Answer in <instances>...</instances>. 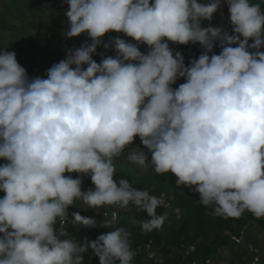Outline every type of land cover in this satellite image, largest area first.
Listing matches in <instances>:
<instances>
[{"label": "clouds", "instance_id": "obj_1", "mask_svg": "<svg viewBox=\"0 0 264 264\" xmlns=\"http://www.w3.org/2000/svg\"><path fill=\"white\" fill-rule=\"evenodd\" d=\"M66 2L63 35L86 34L91 43L67 50L46 78H29L14 52L0 51V159L7 162L0 165V264H83L89 248L99 264H132L125 228L78 243L66 225L97 226L79 213L69 221L68 208L80 202L132 204L149 218L138 222L142 231L163 226L160 198L113 179L114 159L134 137L147 153L129 148L128 161L173 174L213 215L264 218V0H224L232 34L201 27L221 0ZM109 32L136 43L110 40L103 47L116 56L98 64L92 56ZM168 42L199 44L203 52L185 67ZM81 176H90L94 190L82 189ZM247 243L244 232L242 250Z\"/></svg>", "mask_w": 264, "mask_h": 264}, {"label": "trees", "instance_id": "obj_2", "mask_svg": "<svg viewBox=\"0 0 264 264\" xmlns=\"http://www.w3.org/2000/svg\"><path fill=\"white\" fill-rule=\"evenodd\" d=\"M154 0H150V3ZM201 2L207 3L209 0H202ZM257 2V0H253ZM13 8L15 10L14 18L20 20L18 24L12 23L10 20L11 12L3 10L0 6V28L3 31L9 33V37H14V44L18 46L21 54L33 52V61L36 66L39 67V62L46 64L44 73L52 67L54 64L66 59L67 50L70 45L74 42L75 49L79 48L84 43H91V40L86 34H82L75 38H65L63 33L67 29V18L59 15L61 8H67L68 4L66 0H11ZM55 3L60 4L59 7H54ZM219 18L213 15V19L209 25H206L208 21H203L201 27H221L219 24ZM108 39H103L100 47L97 48L96 53L92 56L93 60L101 55L106 54L107 57L115 58L116 53L113 48L105 50L103 44L108 43L110 40L120 38L128 43H136L131 38L125 36L123 33L112 32ZM167 42V41H166ZM169 43L170 49L173 53L179 52L183 56L184 64L189 61L197 59L203 52V49L199 44L188 45H177ZM252 41H249L251 44ZM235 46V45H234ZM12 48V47H11ZM27 50V52H26ZM139 50L142 53H146L149 49L145 44H139ZM12 51V49H11ZM221 48L219 42L213 47V53L219 54ZM264 52V46L260 49ZM10 52V51H8ZM17 53V51H13ZM210 53L209 55H211ZM27 55V54H26ZM86 67V66H85ZM32 78V77H29ZM46 78V75L44 76ZM184 79L180 78L172 85L173 89L179 87L180 84L184 83ZM133 148H140L141 142L134 137ZM151 158H149L150 162ZM7 163L5 160L0 159V165ZM131 162H127L125 166H131ZM122 168V167H120ZM149 170L146 175L130 176L123 168L117 172L113 178H117L118 181L121 178L127 179L131 185L138 190H148L150 194L159 195L161 193L171 194L173 199L169 202L174 209H178V217L172 211L159 207L157 209L158 214L164 215L163 226L160 229L153 230L152 232L145 233L142 231L138 222L146 221L143 219L144 212H140L134 205L129 204L127 208H119L114 206L116 210L112 211L113 208L109 206H102L96 209L99 217L105 216V222L109 221L111 215L114 213L115 216L119 217L116 228L123 227L129 233V239L131 242V248L135 252L132 264H151L150 261L145 259V255L142 251H137L136 248L147 240L152 241V247L160 254L158 255L163 264H206V261L211 258L220 257V248L223 245L228 244L232 247H239L234 241L230 240L229 236L224 234L227 230L232 235H239L240 231H244L247 234V229L251 227V223L255 224L260 232H264V218L257 219L251 213L245 212L240 218H222L213 215L211 207H205L199 202V194L190 189L187 186H177L176 177L171 174L158 175L152 172L151 166L146 167ZM147 170V171H148ZM196 200H193V199ZM195 201L194 206L190 202ZM185 210L183 217L180 218V211ZM68 217L72 218L73 213H79L81 216H85L83 213L77 210L76 206H70L67 210ZM94 212V211H93ZM190 213V214H189ZM94 218H98L92 213ZM193 214V215H192ZM186 215V217H185ZM180 218V219H179ZM149 219V218H147ZM179 219L174 221V228L171 229L169 226L170 220ZM78 228L84 230V227L78 226ZM67 230L74 238L77 236L75 226L70 223L67 226ZM243 232V233H244ZM212 234L216 236L220 241L216 244L208 243L207 236ZM246 242H249L245 237ZM190 245H194V251L182 259L181 253ZM259 252V261L257 264H264V254H261L258 245L252 243ZM232 250V249H231ZM243 259L237 264H249L254 258V254L248 250H243ZM158 253V252H157ZM234 254H237L236 252ZM87 264H99V259L94 254L90 255L86 260Z\"/></svg>", "mask_w": 264, "mask_h": 264}, {"label": "rangeland", "instance_id": "obj_3", "mask_svg": "<svg viewBox=\"0 0 264 264\" xmlns=\"http://www.w3.org/2000/svg\"><path fill=\"white\" fill-rule=\"evenodd\" d=\"M201 1L202 0H197L198 3H200ZM10 2H11V0H0V6L3 10L11 12V16L9 17L10 18L9 21H11L14 24H18L20 22V20L13 17V16H15V10L12 6L13 3H10ZM202 23H203V20L201 21V24ZM6 31H8V30H6ZM6 31H3L0 28V51H4V52L17 51V53H15L17 62L19 63L20 66H22L26 70L28 77L44 78V76H45L44 68H45L46 64L43 62H39V67L36 66L33 59H32L34 56L33 52L21 54V51L18 48V46H16L14 44V37L10 38L9 33ZM111 33L112 32L106 33L105 36L103 37V39H108L110 37L109 35H111ZM11 49H12V51H11ZM26 52H27V50H26ZM106 57H107L106 54L101 53V55L97 58L96 62L99 64L101 62V60L103 58H106ZM129 148H133V144H131L130 146H128V148H126L124 150L125 153H122L119 157L114 159V163L116 165V174L119 170H121L123 168L124 170L127 171L126 172L127 174H130V176L142 177L143 175H146V173L149 172V170L146 169V167H148V166L140 167V166L135 165L133 163H131L132 164L131 166H125L127 162H130L126 158V154L129 150ZM120 167H122V168H120ZM152 172H154V170ZM65 175L67 176L69 174L65 173ZM71 176L73 179L77 178L76 173H72ZM80 178L82 179V189L83 190H88V189L94 190V185H92V183H91L90 176H81ZM113 179L117 183L119 182L116 177ZM4 195H5V193L0 192V199H2L4 197ZM193 200H196V199L194 198ZM190 204L194 206L195 201L190 202ZM74 205L76 206L78 211H80L81 213H83L85 215L84 217L93 218L97 222L96 227L85 228L84 230L75 226V229L77 231V236L75 237V240L78 243H82L85 239H87L88 241H95L100 235L105 234L109 230L115 229L116 225L118 224L119 217L113 216V214H112L111 218H109L110 220L108 221L110 228L108 229L105 227H101L100 225L105 223V216L94 218L92 216L91 212L92 213L96 212V209L86 208L87 206L82 205L80 202H77ZM105 206H107V205H105ZM109 207L113 208L112 211L116 210V208L114 206H109ZM184 213H185V210L180 211V218L183 217ZM143 215H144L143 219L147 220L148 217H147L146 213H144ZM185 217H186V215H185ZM178 220L177 219L170 220L169 226L171 227V229L174 228V225H175L174 221H178ZM250 225H251V227L249 228V230L247 229V234H245V237L247 239H249L248 243H254V244L258 245L261 254H264V232H260V230L258 229V227L255 224L251 223ZM225 232L229 233V231H227V230L224 231V234H225ZM219 241H220V239L218 240V238L216 236H213L212 234H209L207 236V242L208 243L216 244ZM219 251L221 253L220 257L209 259V264H237L240 261H242L241 259H243V257H244L241 245H239V247H237V248L236 247L231 248L228 244H226V245H223ZM157 252L159 255L160 254L159 250ZM235 252L237 254H234ZM92 254H93V252L90 248L85 253L82 254L83 255V264H87L86 260Z\"/></svg>", "mask_w": 264, "mask_h": 264}, {"label": "built area", "instance_id": "obj_4", "mask_svg": "<svg viewBox=\"0 0 264 264\" xmlns=\"http://www.w3.org/2000/svg\"><path fill=\"white\" fill-rule=\"evenodd\" d=\"M54 7H59L60 8V4L59 3L58 4L55 3ZM66 11H67V8L66 9L65 8H61L59 10V15L64 17V18H67L66 15H65ZM221 13H222V15H221ZM215 17L219 18L220 26L223 27V29L225 31L229 32V34H232V27H231V24H230V17H229L228 7H227L226 3H224V0H221V8L218 9V11L215 13ZM209 24H210V22L208 21L206 25H209ZM69 49H75V43L74 42L70 45ZM137 140L140 141V138L137 137ZM140 149L142 151H144L145 153H147V149L143 148L142 145L140 146ZM148 158H151L150 153L148 154ZM151 195H154V194H151ZM154 196H156V197L161 199L162 204H161L160 207L166 208V209L172 211L178 217V209H174L171 206V204H169V202L173 199V196L171 194L161 193L159 195H154ZM94 215L99 217L98 212H94ZM113 216H115L114 213H113ZM68 218H69V221H70L71 217H68ZM67 226H68V224L66 225V227ZM56 230H58V227H57ZM225 234L227 236H229L230 240L234 241L235 244H237V245H242L243 242H244L243 230L240 231L239 235H236V236L232 235L231 233H227V232H225ZM244 246H245V249H247L249 252H252L254 254V258L252 259V261L249 264H256L259 261V258H260L258 250L255 247H253V245L251 243L244 244ZM136 250L137 251H142L144 253V255H145V259L147 261H150L151 264H163L162 259L158 256L157 250L154 247H152V241L150 239L147 240L142 245L138 246L136 248ZM193 251H194V245L188 246L181 253L182 259H185ZM186 261L188 262L187 259H186ZM194 263L195 262H193V261L191 262V264H194ZM206 263H208V261H206Z\"/></svg>", "mask_w": 264, "mask_h": 264}, {"label": "crops", "instance_id": "obj_5", "mask_svg": "<svg viewBox=\"0 0 264 264\" xmlns=\"http://www.w3.org/2000/svg\"><path fill=\"white\" fill-rule=\"evenodd\" d=\"M187 65V63H185V66Z\"/></svg>", "mask_w": 264, "mask_h": 264}]
</instances>
